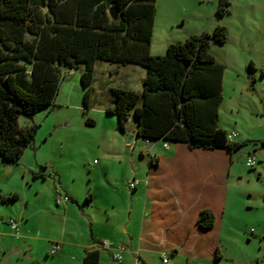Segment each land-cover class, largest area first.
Masks as SVG:
<instances>
[{"label": "rangeland", "instance_id": "1", "mask_svg": "<svg viewBox=\"0 0 264 264\" xmlns=\"http://www.w3.org/2000/svg\"><path fill=\"white\" fill-rule=\"evenodd\" d=\"M218 2L157 0V8L165 18L169 10L174 16L187 18L183 33L177 37L179 41L192 36L199 11L205 12L207 18V25L199 35L212 32L217 24L227 27V42L211 44L217 62L225 66L219 124L228 133L236 132L235 140L260 142L264 140V0H232L230 13L224 17L217 14ZM213 18L214 25L210 27L209 21ZM156 28L152 54L164 56L172 28L167 29L165 21L158 22ZM84 70L83 64L74 74L66 69L55 103L40 109L33 121L20 119L22 125L33 122L39 128L33 145L15 164L18 176L9 184L12 186L18 177L23 178L22 172L29 167L38 166L41 172L55 169L61 177L62 190L68 187L77 193V202L71 201L74 206L65 212L64 206H56L51 198L52 193L56 197L55 187H59V181L53 183L52 179L41 178L40 200L46 204V213L42 215V229L28 233L36 238L30 240L24 237L22 225L23 235L17 238L9 224L11 219L21 221V203H3L0 197V232L4 234L0 235V264H81L85 250L92 247L100 250L101 264H163L157 253L136 255L138 238L135 234L144 213L139 207V196L142 201L145 199L141 194L144 184H138L137 180L143 181L148 176L150 146L142 137L136 143L129 142L139 129L134 112L125 130L118 116L108 112L113 104V89L142 93L147 71L136 64L97 61L90 104L86 108ZM146 103L147 100L141 98L139 106ZM256 150L254 168L246 165L248 147L235 154L231 204L224 218V240L218 258L192 260L183 257L181 252L179 255L167 252L173 264H264V149ZM21 182H17L19 188ZM131 183L138 184L137 190L131 188ZM26 191L32 192L30 188ZM33 221L38 223V217ZM133 236L135 241L131 242ZM56 238L66 242L60 251L63 258L59 254L52 255L50 244L46 242ZM104 241L113 245L111 250L99 246ZM29 245L31 250L27 251ZM119 246L126 249L122 263L113 259L115 248ZM27 254L32 255V259L25 260Z\"/></svg>", "mask_w": 264, "mask_h": 264}, {"label": "trees", "instance_id": "2", "mask_svg": "<svg viewBox=\"0 0 264 264\" xmlns=\"http://www.w3.org/2000/svg\"><path fill=\"white\" fill-rule=\"evenodd\" d=\"M231 6L232 0H219L218 16L229 14ZM157 11V0H0V158L18 164L33 145L39 126L22 125L20 119L31 121L30 116L55 103L66 69L85 65L88 108L99 60L147 71L142 93L113 89L108 112L118 116L123 130L134 112L142 138L209 150L236 151L249 144L230 143L218 125L225 66L217 62L211 44L227 42V27L217 24L212 32L173 42L158 56L152 54ZM141 98L147 100L144 106H139ZM214 223L211 210L201 211V227ZM83 264H101L100 250L87 249Z\"/></svg>", "mask_w": 264, "mask_h": 264}, {"label": "crops", "instance_id": "3", "mask_svg": "<svg viewBox=\"0 0 264 264\" xmlns=\"http://www.w3.org/2000/svg\"><path fill=\"white\" fill-rule=\"evenodd\" d=\"M197 14L198 16L195 19L197 27L195 28L196 30L191 32L192 35L200 33L207 25L205 12L199 11ZM186 19L174 16L170 10L165 18L164 15H160L159 11H157L154 36L158 22L165 21L167 29L172 28L171 40L166 42L165 49H167L166 47L169 44L179 42L180 39L177 37L183 33L182 28L187 23ZM214 20L213 18L212 21H209L210 27L214 25ZM74 73L75 71L69 72V74ZM218 125L221 128L220 124ZM253 141L257 140H250V142H247L250 145L247 144L239 150L232 151L223 148L214 150L190 148L184 141L168 142L169 148L167 149L163 145V140H156V143L149 147L148 151V176L143 181L137 180L138 184H144L141 194L145 196V199L142 201V197L139 196L141 201L139 207L144 213L137 228V234H135L138 238L136 255L140 256L141 253L151 254L153 252L162 256L163 252L171 251L176 255L181 252L183 257L192 260L218 258V251L224 240V218L231 204V179L233 177L235 154L247 147L249 150L248 154L257 153L256 148L264 149V145L261 144V141L264 140H259L260 142L257 143H252ZM234 143L244 144L246 142L235 140ZM249 146L254 147L250 148ZM8 166H13L14 168L11 170L8 169L10 168ZM18 171L14 163L6 162L0 158L1 180L3 181V188L0 186V197L3 203H8L12 201L9 198L17 196V199L13 201L21 203L22 209L19 212V216L21 218L22 232L25 238L34 240L36 238L28 233L32 234L42 229V215L46 213V204L40 200L41 190L39 182L42 177H36L34 173L46 175L47 178H42L43 180L49 178L53 180V183H56L57 180L59 181V187H55L56 196L64 192L63 194L68 195L70 200L57 205L54 193H52L51 198L55 201L56 206H64L65 212H68L74 206V203L71 204L70 202H77L78 196L77 193L72 192L73 190L71 191L68 187L64 188L65 191L62 190L61 177L55 169L49 172H41L38 170V166L26 168L25 172H22L23 178L19 179L20 177H18L12 186L9 185L18 176ZM48 173H50L49 176ZM19 180H22L20 188L19 183L17 185ZM138 184L135 190H137ZM29 188L32 190L31 194L26 191ZM205 209L211 210L215 215L214 226L210 229H204L199 224V215ZM37 217L39 222L33 223V219H37ZM0 235L4 234L0 232ZM15 235L17 238H21L23 234L21 235L20 232L19 235ZM58 239L56 238L49 242L44 241L49 243L50 247L54 244H59L61 246L60 251H62V244L66 242H60ZM131 240V242L135 241V236ZM29 250H31L30 245L27 251ZM60 251L55 255L59 254L60 258H63ZM28 254L25 255V257L27 256L25 260L32 259V255ZM83 257L81 258V264H83Z\"/></svg>", "mask_w": 264, "mask_h": 264}, {"label": "built area", "instance_id": "4", "mask_svg": "<svg viewBox=\"0 0 264 264\" xmlns=\"http://www.w3.org/2000/svg\"><path fill=\"white\" fill-rule=\"evenodd\" d=\"M73 70H71L70 72H72ZM238 134L236 132L233 133H229L227 135L228 141L230 143H234L235 138H237ZM141 139V137H139L138 135L133 136V139L131 140V142L136 143L138 142V140ZM143 142L146 143L147 145H149L150 147L152 145H154L156 143V140L150 139V138H142ZM130 142V144H131ZM164 147L165 148H169V143L164 141ZM246 165L249 168H254L257 165V158L255 157V154L253 153H249L248 154V158L246 160ZM131 188L135 189L136 188V184L135 183H131ZM70 200V197L68 195H62V194H58L56 196V203L57 205H61L63 202H67ZM9 224L12 228V230L14 231L15 234L19 235L20 234V227L21 224L19 221H16L14 219H11L9 221ZM99 246L102 247L105 250H111L113 245L109 242V241H104L99 243ZM61 246L59 244H54L51 247V254L55 255L56 253H58L60 251ZM126 251L124 246H119L115 248V252L113 253V259L114 261L118 262V263H122L123 262V253ZM162 262L163 264H172V261L169 258V254L167 252H163L162 253Z\"/></svg>", "mask_w": 264, "mask_h": 264}, {"label": "water", "instance_id": "5", "mask_svg": "<svg viewBox=\"0 0 264 264\" xmlns=\"http://www.w3.org/2000/svg\"><path fill=\"white\" fill-rule=\"evenodd\" d=\"M110 13H111V15H112L114 18L117 17V12H116V9H115V8H112V9L110 10ZM29 119H30L31 121H33V116H30ZM129 142H131V140H130Z\"/></svg>", "mask_w": 264, "mask_h": 264}]
</instances>
